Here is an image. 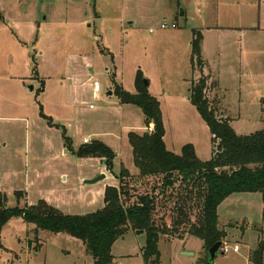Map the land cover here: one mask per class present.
Here are the masks:
<instances>
[{"label": "rangeland", "instance_id": "374dc122", "mask_svg": "<svg viewBox=\"0 0 264 264\" xmlns=\"http://www.w3.org/2000/svg\"><path fill=\"white\" fill-rule=\"evenodd\" d=\"M0 13L8 20L0 24V198L6 208L43 200L65 215L91 214L103 207L106 188H118L121 167L137 173L128 135L148 128L138 107L120 103L116 87L135 93L138 71L159 102L167 149L179 155L190 144L199 160L209 161L210 131L188 100L196 78L193 30L203 36L206 93L218 102L220 118L240 136L264 126V0H0ZM83 139L114 153L111 170L103 158L77 154ZM217 214L226 238L213 264H252L250 251L264 240V195L233 194ZM144 245V234L128 232L112 245V264H144ZM234 245L237 253H222ZM158 252V264H200L204 256L202 242L188 237L162 236ZM93 262L80 240L36 230L20 217L0 228V264Z\"/></svg>", "mask_w": 264, "mask_h": 264}, {"label": "trees", "instance_id": "16d2710c", "mask_svg": "<svg viewBox=\"0 0 264 264\" xmlns=\"http://www.w3.org/2000/svg\"><path fill=\"white\" fill-rule=\"evenodd\" d=\"M202 41L201 32L193 30L190 64L196 78L190 81L189 102L210 131L209 161L199 160L190 144L183 146L179 155L167 149L159 102L150 95L138 71L135 93L116 87L120 103L138 107L146 127H152L151 132L128 135L137 173L131 175L121 167L115 176L118 188H106L103 207L83 216L65 215L43 200L24 209H9L0 198V228L11 217H20L36 230L66 234L82 242L93 264H112L111 247L128 232L145 235L141 251L144 264H149L151 258L152 263L158 264L160 237L195 238L203 244L200 264H213L208 250L216 243L222 246L226 238L224 230L218 227V206L236 193L264 195V126L253 134L240 136L227 119L220 118L218 102L212 104L206 93L210 76L204 73ZM40 86L42 89L41 81ZM47 121L53 126L51 120ZM64 131L68 147L70 142ZM77 154L103 158L110 170L115 157L100 142L84 144ZM249 261L264 264V240H258L256 248L250 251Z\"/></svg>", "mask_w": 264, "mask_h": 264}, {"label": "crops", "instance_id": "0c3cea01", "mask_svg": "<svg viewBox=\"0 0 264 264\" xmlns=\"http://www.w3.org/2000/svg\"><path fill=\"white\" fill-rule=\"evenodd\" d=\"M191 22V21H190ZM7 23H8V20H7V18L5 17V16H3L1 13H0V24H3V25H7ZM13 34V33H12ZM14 35V38H18L17 37V35L14 33L13 34ZM18 42V45L20 46V47H22L23 45H24V43L22 42V41H20V40H18L17 41ZM9 58H10V60L12 59V56H9ZM13 62H14V59H13ZM35 74V73H34ZM38 82H39V88L37 89V91L39 92L40 91V94H42L44 91H43V87H42V89H40V81L41 82H43V86H44V81L42 80V79H39V77H38ZM40 89V90H39ZM148 92L150 93V90H149V88H148ZM93 93H94V91H93ZM188 100H189V98H188ZM12 112H15V108H12ZM52 121V120H51ZM52 124H53V126H57V125H55L54 124V122L52 121ZM50 127V126H49ZM84 140H86V139H83V141ZM84 145V144H83ZM56 146L57 145H52V148L53 149H55L56 148ZM49 147V143H46L45 144V147H44V150H46L47 148ZM54 151V150H53ZM61 151H62V149H61ZM67 150L66 149H64V152H66Z\"/></svg>", "mask_w": 264, "mask_h": 264}, {"label": "water", "instance_id": "95a60500", "mask_svg": "<svg viewBox=\"0 0 264 264\" xmlns=\"http://www.w3.org/2000/svg\"><path fill=\"white\" fill-rule=\"evenodd\" d=\"M32 89V88H30ZM103 179V176H99L97 178H95L94 180H91V181H86L85 183L89 184V183H94V182H97L99 180ZM123 239V237H121ZM220 247H221V243H216L214 244L209 250H208V258H209V261L211 263H213V261L215 260L217 254L219 253L220 251ZM183 256H192L191 253H186V252H182L181 253Z\"/></svg>", "mask_w": 264, "mask_h": 264}, {"label": "built area", "instance_id": "2783aa9c", "mask_svg": "<svg viewBox=\"0 0 264 264\" xmlns=\"http://www.w3.org/2000/svg\"><path fill=\"white\" fill-rule=\"evenodd\" d=\"M161 29H167V26H166L165 24H163V25L161 26ZM150 32H151V31H150ZM93 91H94V93H97V92L99 91V86H98L97 83H94V84H93ZM151 130H152V127L148 129V132H151ZM83 143H84V144H87L88 141H87V140H84ZM230 251H232L233 253H237V252L239 251L238 245H234L232 248H230V247H226V246H225V247L222 249V253H223V254L229 253Z\"/></svg>", "mask_w": 264, "mask_h": 264}]
</instances>
